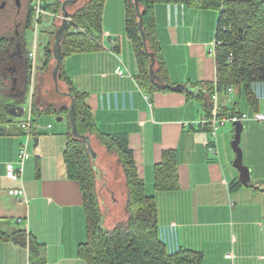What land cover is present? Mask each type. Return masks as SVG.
Segmentation results:
<instances>
[{
  "label": "crops",
  "instance_id": "obj_1",
  "mask_svg": "<svg viewBox=\"0 0 264 264\" xmlns=\"http://www.w3.org/2000/svg\"><path fill=\"white\" fill-rule=\"evenodd\" d=\"M105 2L101 48L65 56L56 72V93L72 103L67 84L58 77L62 69L71 85L86 93V103L98 129L127 141L145 192L155 197L158 237L169 253L188 248L202 252L203 264H264V121L243 122L239 145L241 163L249 170L248 184L233 163L237 157L231 147L234 125L230 124L228 129L226 123L217 130L218 152L212 154L208 150L209 130L191 124L209 111L205 84L216 80L215 56L209 47L215 37L218 11L183 3L154 6L156 33L173 89L147 93L135 79L138 68L125 33L124 0L114 3L116 18H106ZM75 3L68 4L66 9ZM28 56L33 61L35 54L28 52ZM120 61L129 74L115 73ZM31 64L34 75L36 66ZM9 76L12 78L13 73ZM59 83L67 89L61 90ZM256 83L251 84L258 99L254 106L248 103L242 86L234 87L232 92H227L225 86L221 88L218 93L221 113L264 111V84ZM32 84L31 79L30 87ZM5 87L19 98L24 93V86L14 78ZM31 101L30 97L29 110ZM11 102H14L11 107L23 105L14 98ZM23 114L11 115L9 124L0 123L1 226L5 230L25 228L43 243L46 259L42 264H85L78 255V246L86 238L81 192L78 182L68 177L64 160L68 113L52 114L55 120L61 117L55 124L38 117L29 135L19 126L27 117ZM87 137L94 162L102 155L110 169L116 157L96 139L93 147V135ZM23 143L27 144L30 156L24 162L21 180L13 182L5 176V165L16 163ZM164 150H173L177 156L175 190L154 188V166ZM99 178L108 180L105 173ZM19 186L24 194L8 193ZM108 189L112 202L122 203V211L118 217L107 218L104 223L107 227L124 217L125 200L124 186L122 190ZM18 219L21 221L17 222ZM228 252L233 253L232 258L225 257ZM0 264L36 263L30 261L27 247L0 241Z\"/></svg>",
  "mask_w": 264,
  "mask_h": 264
},
{
  "label": "trees",
  "instance_id": "obj_2",
  "mask_svg": "<svg viewBox=\"0 0 264 264\" xmlns=\"http://www.w3.org/2000/svg\"><path fill=\"white\" fill-rule=\"evenodd\" d=\"M104 2L88 0L71 14L68 13V25L60 40L61 59L72 53L101 48ZM158 3H183L188 7L218 11L215 37L221 44L217 46L214 55L216 80L212 84L206 83L205 90L210 93L214 84L218 91L224 86H242L248 103L254 106L258 99L251 84L264 82V0H137V4L135 0H124L125 33L131 41L138 68L135 79L147 93L166 89L170 85L156 33L154 6ZM48 5L47 0H41L44 11ZM31 11L27 27H30L34 19L33 6ZM25 66L27 80L23 84L24 93L21 98L7 92L0 76L1 124L11 123L10 108L14 103L11 98L24 102L30 82V58ZM58 77L67 84L72 99L73 114L72 119H67L64 160L68 177L78 182L85 213L86 238L78 246L79 257L85 264H203L200 251L188 248H180L173 253L167 251L157 233L158 210L155 197L145 192L144 181L137 172L127 141L121 136L100 131L86 103V93L74 88L62 69ZM31 111L35 124L39 115L59 114L66 111V106L47 104L42 110L32 100ZM87 135H93L107 152L116 157L124 176V217L109 227L105 226L100 209L96 190L98 176L88 148ZM177 165L175 151L164 150L161 153L160 161L154 166L155 189L178 188ZM0 241H13L27 247L32 263L45 262V245L25 228L5 230L0 223Z\"/></svg>",
  "mask_w": 264,
  "mask_h": 264
},
{
  "label": "rangeland",
  "instance_id": "obj_3",
  "mask_svg": "<svg viewBox=\"0 0 264 264\" xmlns=\"http://www.w3.org/2000/svg\"><path fill=\"white\" fill-rule=\"evenodd\" d=\"M62 1L63 0H47V4L50 5H48L46 13L40 14L39 18H34L32 20L30 27H27V29L23 32V39L12 42L5 41L3 43V50H0V71L2 70V75H4L6 72H8V75L13 73L12 78L9 76V81L7 79L3 80L1 78L5 82V86H9L13 78L17 80V70L19 71L21 80L23 72L26 70L25 64L28 62V52H34L35 54V57L31 63H33V66H36V70H34L35 72L33 75V69H29L30 82L23 102V106L25 107V113L23 114V117H26L27 115L26 109H28L27 107L30 102V97H33L32 100L35 101L36 106L39 109L43 110L47 104H53L56 107L64 105L66 106L68 115L73 114L72 103L69 102L68 98L57 94V89L55 90L54 88L60 57V38L62 37V34L68 25V19L61 15L60 8ZM87 1L88 0H78L74 5L68 6V13L71 14L75 9L81 7ZM64 2L69 3V0H64ZM116 2L118 4L120 0H106V6L104 9L106 18H116V11L114 9V3ZM5 14L6 9L0 11V16H4ZM12 24V20H0V27H5L12 30ZM54 60H56V63ZM31 79L33 81L31 86L32 89L30 87ZM59 84L61 90L67 89L63 83ZM256 84L263 85L264 83L258 82ZM256 89L259 91V93H261L257 85ZM235 97L236 100L239 101L237 94H235ZM242 102H244V100L241 97V103ZM262 104L264 105V100H262ZM39 117H41V121L48 120L53 124L56 123V120L52 117V114H43ZM226 127L230 129L231 125L228 124ZM92 138V145L93 147H96V143L94 141L95 138ZM115 161L116 163L112 164L110 169L109 162L107 161L106 157L102 155H98L96 162L93 161L94 169L98 172V174L100 173L97 176L100 177L103 175V173H105L107 176L106 179H108L103 181L101 178H99L96 181L97 196L100 201V209L104 215V223L108 221V217H118L122 211V203L119 202V200H116L117 202H112V199L107 192V190H109L108 188L113 190H122L124 186V184L121 183V181L124 180L122 168L117 162V159H115ZM119 193L116 194L118 195Z\"/></svg>",
  "mask_w": 264,
  "mask_h": 264
},
{
  "label": "built area",
  "instance_id": "obj_4",
  "mask_svg": "<svg viewBox=\"0 0 264 264\" xmlns=\"http://www.w3.org/2000/svg\"><path fill=\"white\" fill-rule=\"evenodd\" d=\"M33 9H34V18H39L40 14L45 13L44 9L41 6V0H33ZM221 44V41L214 37L212 42L210 43L209 51L213 55H215V51L218 45ZM231 56V54H230ZM30 57H33V53H30ZM115 73L120 76L129 74L124 64L120 61L119 65L115 68ZM227 92H232L234 90L233 86H227ZM218 89L214 84L212 91L208 96V113L203 115L199 120L192 122V126L207 128L210 132L211 139L208 142V150L210 153L214 154L218 152L216 141H217V130L224 126L226 123L234 125L236 122H244L246 120H256L259 122L264 121V111H257L254 113H230V114H222L220 111V107L218 105ZM28 108V107H27ZM27 117L25 120L19 123L21 129H23L28 135L30 132V128L34 125V117H32L31 110L26 109ZM30 156L28 151V147L26 143H23L17 154L16 163L8 162L5 165V176L9 180L13 182H18L21 180L23 166L25 160ZM10 195L20 196L24 194V190L21 186L12 188L8 191ZM21 219H18L17 222H20ZM225 257L232 258L233 253L228 252L225 254Z\"/></svg>",
  "mask_w": 264,
  "mask_h": 264
},
{
  "label": "flooded vegetation",
  "instance_id": "obj_5",
  "mask_svg": "<svg viewBox=\"0 0 264 264\" xmlns=\"http://www.w3.org/2000/svg\"><path fill=\"white\" fill-rule=\"evenodd\" d=\"M0 11L6 9V14L0 16L2 21H13V29L10 30L5 27H0V50H3V43L5 41H15L23 39V32L27 29L28 20L32 16L31 7L33 6V0H0ZM16 45V44H15ZM18 45V44H17ZM26 67V66H25ZM2 71V70H1ZM0 71V76L3 79H8V72L2 75L3 72ZM27 80V71L24 70L22 78L20 80L19 71L17 70V82L21 86Z\"/></svg>",
  "mask_w": 264,
  "mask_h": 264
},
{
  "label": "water",
  "instance_id": "obj_6",
  "mask_svg": "<svg viewBox=\"0 0 264 264\" xmlns=\"http://www.w3.org/2000/svg\"><path fill=\"white\" fill-rule=\"evenodd\" d=\"M77 1L78 0H69V3H65L64 1L62 2V4H61V13H62L63 17L68 19V12H67L66 6L68 4H73V3L77 2ZM135 4H137V0H135ZM0 7H2V6H0ZM136 8H137V11H138V7L137 6H136ZM61 38H60V40H61ZM61 60L62 59H61V50H60V57H59V65L58 66H60ZM166 87L167 88H172L171 85H167ZM178 87H175V88H178ZM190 88L193 89V87H190ZM178 89H180V88H178ZM197 93H198V91H197ZM24 111H25V107L23 105L13 106V107L10 108L11 115H13V116H18L19 117V116H21L23 114ZM68 117H70V119H72V115L71 114L68 115ZM56 120L60 121L61 117L56 118ZM243 127H244V124L242 122H240V121H238V122H236L234 124V135H233V139L231 141V147L234 150V152H236V155H237L235 161L233 162L234 166L237 167L240 170L241 176H242V180L244 181V183L248 184L249 181L251 180L250 176H249V170H248L247 167L243 166L242 163H241L242 149H241V147L239 145L240 138H241V132L243 130ZM86 138L88 140V137H86ZM88 148L90 150L89 143H88ZM90 154L92 156V151L91 150H90ZM92 158H94V157L92 156ZM93 161H94V159H93Z\"/></svg>",
  "mask_w": 264,
  "mask_h": 264
}]
</instances>
